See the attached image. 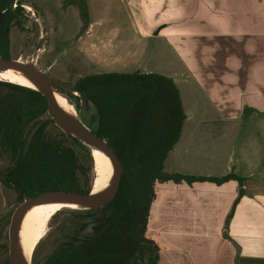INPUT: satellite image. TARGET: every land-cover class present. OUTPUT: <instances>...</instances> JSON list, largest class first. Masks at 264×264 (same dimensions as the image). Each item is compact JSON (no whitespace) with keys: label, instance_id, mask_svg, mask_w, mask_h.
Segmentation results:
<instances>
[{"label":"crops","instance_id":"crops-1","mask_svg":"<svg viewBox=\"0 0 264 264\" xmlns=\"http://www.w3.org/2000/svg\"><path fill=\"white\" fill-rule=\"evenodd\" d=\"M124 1L140 24L125 61L180 94L185 120L165 172L243 179L157 183L145 236L158 264H264V0ZM158 57L168 73L151 68Z\"/></svg>","mask_w":264,"mask_h":264},{"label":"trees","instance_id":"trees-1","mask_svg":"<svg viewBox=\"0 0 264 264\" xmlns=\"http://www.w3.org/2000/svg\"><path fill=\"white\" fill-rule=\"evenodd\" d=\"M23 2L0 0V57L7 60L12 59L10 29L23 30ZM1 85L13 91L0 100V156L7 155L11 162L1 183L20 196L23 192L25 199L48 191L90 194L95 180L92 150L63 131L58 136L50 132L54 121L39 91ZM73 90L95 109L97 127L92 131L117 154L122 177L110 204L68 210L78 223L74 236L43 264H158L159 249L145 236L157 183L221 185L237 180L242 186L243 179L232 174L207 178L165 172L185 120L172 79L154 73H106L80 79ZM242 195L241 189L226 226ZM90 225L92 235L82 239L81 232Z\"/></svg>","mask_w":264,"mask_h":264},{"label":"rangeland","instance_id":"rangeland-1","mask_svg":"<svg viewBox=\"0 0 264 264\" xmlns=\"http://www.w3.org/2000/svg\"><path fill=\"white\" fill-rule=\"evenodd\" d=\"M23 4V30L13 27L9 31L12 60L35 66L71 91L68 97L80 123L96 130L95 109L85 105L81 94L73 89L80 79L90 75L141 71L135 63L131 66V62L125 61L130 54L125 43L133 39V29L140 28L139 21L132 20V6L124 0H24ZM115 51H118L117 56ZM171 59L169 55L168 60ZM117 62H121L122 67H113ZM156 63L160 69L153 67ZM169 63L165 61V67ZM149 64L154 70L168 73L162 70V57ZM179 88L185 95L184 88ZM54 126H50V132L58 136L62 130ZM10 163L7 155L0 156V175ZM24 202V197L7 189L0 181V264L8 260L9 227L16 209ZM73 218L68 210L53 216L31 264H43L60 244L70 241L78 224Z\"/></svg>","mask_w":264,"mask_h":264},{"label":"water","instance_id":"water-1","mask_svg":"<svg viewBox=\"0 0 264 264\" xmlns=\"http://www.w3.org/2000/svg\"><path fill=\"white\" fill-rule=\"evenodd\" d=\"M5 69H18L25 75L29 76L33 81H35L39 86V92L48 101L47 114L54 121L55 126L61 129L63 132L71 135L72 137H77V140L87 145L91 150L93 147L100 149L111 159L114 168L113 181L111 187L108 191L104 193L93 194V192H91L90 194L86 195L63 191H48L39 195L38 197L26 200L22 205H20L16 209L9 227L10 245L8 264H25L20 258L18 250L19 223L23 213L33 206L55 200H64L70 203L84 204L89 206L88 210L98 209L103 206H106L115 199L118 193L122 177V165L117 154L106 141L97 137L96 134L84 124H81L80 122L77 123L69 119L68 117L56 112L53 89L59 87L65 93L62 91L60 92H62L66 96V93H69L71 91L64 88L62 85H58L52 77H50L44 72H41L31 64H25L23 62L12 59L7 60L0 57V71H4ZM1 83L3 82L0 80V100H2L8 93L13 92L6 86L1 85ZM5 178L6 177L4 175H0V180H5ZM21 197H24L23 192L21 193ZM92 227L93 225H90L83 232H81L82 239L86 236L92 235Z\"/></svg>","mask_w":264,"mask_h":264},{"label":"bare ground","instance_id":"bare-ground-1","mask_svg":"<svg viewBox=\"0 0 264 264\" xmlns=\"http://www.w3.org/2000/svg\"><path fill=\"white\" fill-rule=\"evenodd\" d=\"M0 80L39 91L37 83L18 69L0 71ZM53 94L56 112L79 123V115L73 103L70 102V98L55 88ZM74 94L78 93L75 92ZM92 151L95 165L92 192L93 194H100L110 189L114 168L111 159L104 152L95 147L92 148ZM88 209L89 206L87 205L64 200L49 201L27 209L19 223L18 250L22 261L25 264H31L34 251L46 236L47 224L55 214L62 210L85 211Z\"/></svg>","mask_w":264,"mask_h":264},{"label":"flooded vegetation","instance_id":"flooded-vegetation-1","mask_svg":"<svg viewBox=\"0 0 264 264\" xmlns=\"http://www.w3.org/2000/svg\"><path fill=\"white\" fill-rule=\"evenodd\" d=\"M68 94H69V93H67V96H68ZM26 200H30V199H25V201H26Z\"/></svg>","mask_w":264,"mask_h":264},{"label":"built area","instance_id":"built-area-1","mask_svg":"<svg viewBox=\"0 0 264 264\" xmlns=\"http://www.w3.org/2000/svg\"><path fill=\"white\" fill-rule=\"evenodd\" d=\"M16 7H17V5L15 4V5H14V8H16Z\"/></svg>","mask_w":264,"mask_h":264}]
</instances>
